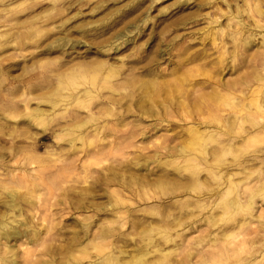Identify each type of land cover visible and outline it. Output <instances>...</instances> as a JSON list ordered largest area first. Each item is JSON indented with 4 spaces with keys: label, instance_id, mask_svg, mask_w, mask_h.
I'll return each mask as SVG.
<instances>
[{
    "label": "bare ground",
    "instance_id": "obj_1",
    "mask_svg": "<svg viewBox=\"0 0 264 264\" xmlns=\"http://www.w3.org/2000/svg\"><path fill=\"white\" fill-rule=\"evenodd\" d=\"M53 1L56 2L58 0ZM242 2L247 6L250 3L249 0H242ZM225 4L228 9L232 7L228 2H225ZM235 4L236 9L240 10L241 7L237 6V2ZM253 8H249L247 13L253 20L251 27L255 28V30L251 27H245V23L239 20L238 11L237 14L236 12H229L230 14L226 15L227 28H230L233 24L232 26L235 29L229 36L232 41L239 40L235 43L231 52L232 57H228L230 55L229 49L225 42L220 39L223 30L217 29L210 33V41L208 39V43L202 40L204 43L201 44V48L196 49L193 44H185L180 50H176L174 55L170 53L169 49L174 44V41H170L165 46L167 44L165 43L166 40L164 42V39H161L156 44V50L151 52L150 55L130 61L133 67L138 64L141 66L135 68L136 70L131 68L128 77L124 78L125 81L122 84H117L118 86L114 84V79L120 76L121 71L125 67L127 57L119 60L117 58V62L120 63V65L118 64L119 66L116 64L117 62L112 61L111 63L109 60V63L105 59L103 61L100 59V61L92 60L91 63L77 62L69 67L65 66V64L61 66L59 73L55 77L57 84L54 90L51 89L49 81L27 85L22 91L20 99L23 102L22 104H24L22 106L29 110L28 119L26 118L29 126L42 125L44 127L50 123L55 125L64 123L63 129L72 132L69 135H73V137L68 139L65 137V141L73 150H76V142H79L81 151H83L84 146H89L94 142H92L93 138L97 142L104 141L103 136L106 131H114L115 126L119 125L120 122L124 123L128 115L133 114L135 111L138 113L133 116L136 122L140 124L150 119L148 126L155 131L166 129L176 124L178 120H175V114L180 115L181 121H178V123L183 122L182 125H177L180 131L175 132L174 135L168 138L167 136L164 139L163 137L162 139L160 137L157 138L155 144H159L155 151H152L151 154L139 155L138 158H142L145 162V168L143 167L142 171L144 172H141L142 174L138 179L130 176L121 182L118 174L112 173L111 179L109 177H105L102 180L96 179L90 189H98L99 191L102 186L110 187L112 185H117L121 188L127 186L131 189L134 184H137L138 188H144L168 183L174 189L172 192L173 198H177L175 193L178 192L181 193L184 199H174L168 205H164L162 209L160 206L152 205L146 209L137 210L136 213H139L141 218L130 221L132 211L126 205L128 199L123 194H120V190L112 188L106 190L108 200H111V202L107 206L102 207L91 202L95 196L90 194V191H87L89 189H86L88 195L81 192L80 196H90L91 201L88 202L90 206H83L85 205L84 200L86 201V197L78 201L76 205L80 206H77V209L88 210L91 208L96 213V216L98 213L109 212L115 215L117 220L110 223L104 221L100 223L96 221V223L91 220L93 219L92 216L87 218L85 216V218L81 219L82 221L79 219V222H74L75 226H80L83 233V236H80L81 238L78 239L76 236L78 239L76 240V238L65 239V237H61L63 240L59 241L56 237L59 238L61 236L59 231L65 227H61L56 233H52L54 228H52L51 221H48V218L50 219L51 217L47 214L40 219L45 232L39 230L41 226L39 229L34 226L33 222L38 219L40 209L47 206L42 205V196L35 193L38 192L39 186L44 183L43 177L48 173V170L56 168L65 172L76 165L74 166L71 163L72 167L69 161L67 163L59 157L55 158V154L52 152H46L48 158L44 160L43 157L34 153L37 150L36 147H31L28 150L24 149L23 151L20 148H11V160L18 169L8 170L7 162L1 160L3 159L2 156L0 157V177H5L4 180L0 179V193L4 192L3 195L5 197L4 201L1 202L2 207H0V264H156L159 260H166L169 255L179 254L181 250H186L185 255L173 264H210L211 261L212 263L217 261L221 264L222 261L230 262L238 254L240 256L236 258L237 263L250 264L251 259L246 261L242 258L243 255L245 256L243 239L230 244H219L220 239L217 236L214 237L211 230L208 232L199 231V233H204V235L187 239L185 236L187 231L194 233L197 230H195L194 225H187L182 219L186 216L191 218L193 210H199L206 215L203 221L206 222L205 224L208 228L209 225L212 226V221H214L213 214L217 208L222 210L224 216L229 215V217L226 216L229 219H233L237 213L253 211L252 220L256 219L257 225H260L257 233H264V174L261 177L262 173L260 172L261 174L255 178H250L251 175L246 173L248 168L244 165L238 162H225L226 157H235L234 153L236 150L234 151V145L240 143L236 142V140L240 139L243 144L256 137L246 132V124H249L252 129L263 127L264 130V120L261 119L262 116L260 115V113H264V76H261L260 70L258 68L251 70V75L248 79L239 75L236 80L228 81L222 76L225 70H236L239 67L235 58L239 55L240 51L238 50L240 48L238 45H241L240 43L244 46L252 45L256 37L260 38L262 44L260 46L262 47L260 55L264 57L263 13L260 9ZM1 12L4 13V16H0V19L6 18L7 10L3 9ZM240 13H242V9ZM226 16L224 15V17ZM207 19L209 20V18ZM209 21L213 25L218 20ZM218 27L220 26L218 25ZM128 28L123 32L120 31V33L114 31L111 37L109 36L110 38L107 37L105 40L109 39L108 46L106 47V44L105 46H100L97 54L100 57H106L110 51L116 54L123 46L129 43L133 44L136 37L138 39L142 34L141 26ZM206 29L209 31V28ZM35 30L36 33H41L37 28ZM210 31L212 30L210 29ZM7 37L9 35L0 34V41H6ZM16 40L14 44H17ZM79 44H82V42H73L66 37H59L47 47V51L55 48L64 49L67 46L70 49H75ZM164 46L166 50L168 49V52L162 50ZM164 55H169L171 59L168 61L173 67L172 69L169 68L170 70L160 68V62L165 61L163 59ZM173 58L176 60H173ZM228 60H230L229 63ZM195 77H202V79L200 81L192 80ZM183 82H186L189 88H185ZM124 84L132 88L133 91H138V95L136 97L134 95L133 100L127 103L126 107L124 106L125 108L122 107L123 98L121 97V90L124 91L126 87ZM171 86H173L174 91H178V96L170 89ZM80 87L86 88L81 90ZM45 90L48 94H35ZM19 91L20 89L17 87L13 95H17ZM62 91H67L69 95L63 96L61 94ZM102 91H106L108 96L101 97ZM68 97L71 99V102L68 103V108L64 107L65 109L62 113H54L55 107L60 102H65ZM97 100L98 102L94 103ZM32 102L35 105L34 109L29 108ZM8 103L4 105L5 107L3 106L1 111L13 107L10 102ZM86 103L91 104L87 107ZM44 105H49L51 111L41 109ZM96 105L100 106V111L94 114L91 109ZM76 107L78 110L88 108L86 109L88 111L87 117L84 121L80 120L79 114L78 116L75 113H71L73 108ZM190 107H194L197 110H195L196 114L198 113V118L195 116L197 119H192L189 111H186ZM172 108H177L178 111H173ZM70 109L71 111H69ZM78 110L75 112H79ZM74 122H77L78 125L73 126ZM88 125L90 129L84 130ZM58 127L60 128L61 126ZM88 130L90 131L87 132ZM249 130L251 129L249 128ZM148 132L142 133L143 139L147 138ZM90 137H92L91 140L89 139ZM127 138H132V135ZM100 149L87 152L86 156L88 158L86 157L85 162L98 159L102 153ZM253 160L256 161V159ZM166 161L167 165L168 163L177 164L174 174L177 173L178 177H174L173 173L165 171L156 174L153 169L149 168L152 163L160 166L165 164ZM34 162H37L36 166H34ZM260 163L263 164V162ZM132 165L139 168V164L136 162H133ZM26 166H34V168L32 167L33 169L28 170ZM36 167H41L42 169L35 170ZM233 167H235L233 170L236 173L231 172ZM32 172L34 175H32ZM182 172L188 173L189 176L186 177L184 175L183 177ZM201 173H205L208 178L213 180L217 189L206 186L205 182L200 179L201 177L199 178ZM243 174L244 177L240 179ZM246 176H249L251 180L246 179ZM240 184H242V188L237 193V188ZM258 199H260V204L257 203ZM151 200L152 197L150 196L145 199V202ZM174 209L178 210V215L171 212ZM121 213L124 215L123 217L118 216ZM199 220H202V218ZM90 221H93V225H91L92 222ZM114 223L117 224L119 229H124L129 224V230L136 233L138 239L131 237L130 241H134L133 244L127 243L126 245L123 240H126L125 238L128 236L124 235V233L123 235L120 233L115 234L116 232L114 233L112 228ZM239 223L241 224L236 226L240 233L249 236L251 233L246 226H250L252 221ZM235 227L222 229L220 232L221 236L226 237ZM175 238H181L183 247L175 244L172 249L165 250V246L174 243ZM205 238L211 241L209 246L212 251L215 250L209 256L197 252L194 248L197 243H202ZM122 241L123 245L120 246ZM31 246H34L37 251L39 250L38 248L43 249L40 255L44 259L42 257L41 259L38 258L34 254L36 250H33ZM16 247L21 249L20 256L16 252ZM89 249L94 251V255L88 252ZM75 251H79L81 256H73ZM153 257L157 258L155 262L150 261ZM193 259L198 260L192 262ZM236 260L233 262L235 263ZM161 264L163 263L161 262Z\"/></svg>",
    "mask_w": 264,
    "mask_h": 264
},
{
    "label": "rangeland",
    "instance_id": "obj_2",
    "mask_svg": "<svg viewBox=\"0 0 264 264\" xmlns=\"http://www.w3.org/2000/svg\"><path fill=\"white\" fill-rule=\"evenodd\" d=\"M223 1L231 4L232 7L228 9L225 2ZM223 1L58 0L54 2L53 0H0V16H4V13L1 12V10L3 9H6V13L8 14H6V18L4 17L3 19H0V34L9 35L6 41H0V157L2 156L3 158L1 160L7 162L6 164L9 166L8 170H12L15 168L18 169L12 163L10 151H12L13 148H20L23 151L24 149L28 150L31 147H36L37 150L34 153L38 156L43 157L44 160L48 158L46 152H52L55 154V158L59 157L64 162H70V164L73 163L74 166L76 165L75 167H73V165L71 164L74 169L70 168L65 172L56 168L48 170V173L45 175V177H43L44 183L39 186L38 192H36L35 194H40L43 201L42 205L47 206L40 209V215L38 216V219L34 220L33 222L34 226L37 227L36 229H39L41 226L39 230L44 231L42 228L43 225H41L43 223H41L40 219L43 217V215L47 214L49 217H51L50 219L48 218V221H51V224L53 225L52 228H54L52 233H56L61 229V227H65L63 228V230L59 231L61 232V236L59 238L56 237V239L62 241V238L64 237L65 239H72L76 238L77 236L79 239L83 236L80 226H75L74 222H79V219L80 221H82L81 219L85 218V216L86 218L88 216H92L93 219L91 220L95 222L97 221L99 223L102 221L110 223L117 220L115 218V215L109 212L98 213V215L96 216V213H94L91 208H87L88 210H83L81 208V210L77 209V206L80 205L76 204L79 200L81 201L83 200V198H86V195H88L87 193L89 191L90 194L95 196V198L91 201L89 198L90 196H88L86 201L84 200V207L90 206V204H88L89 201L102 207L107 206L111 202V200H108L106 190H109L111 188L120 190V194H123L128 199L126 205L127 207H130L132 211L131 219H129L130 221L136 218H141V216H139V213H136L137 210L139 211L143 208L146 209L152 205L160 206L162 209L164 205H168L174 199L183 200L184 197L181 195V193L178 192L175 193V195H177V198H173L172 192L174 191V189L168 183H163L160 186L155 185L144 188H138V185L134 184L131 189H129L127 186H123L121 188L117 185H112L110 187L102 186V189H100L99 191L98 189H90V186L95 182L96 179L102 180L105 177H109V179H111L112 173H117L120 177L121 182H123L130 176L138 179L144 172L142 170L145 168V162L142 158H138L139 155L151 154L152 151L156 150V147L159 144H155V140L159 137L161 139L163 137L164 139L166 138V136L168 138L174 135L175 132L180 131V128L177 125H182L183 122L178 123V121H181L179 118L180 115L175 114V120H178L177 122L175 121L176 124L171 125L166 129L155 131L148 126L151 121L150 119H147V121L145 120L146 123L144 122L138 124L135 117H133L138 113H136V111H133L134 113L129 114L124 123L120 122V124L122 123L121 125L119 124L114 127V131H106L104 133V141L97 142L96 139H92V137H90L89 139H92V142H94L89 146L86 145L88 147L84 146V153L83 151H81V145L79 144V142H76V150H73V148L67 145L65 141L66 138H72L73 135H69L70 133H72L71 131L69 132L63 129V125H65L64 123L61 125L50 123L45 125L46 127H43L42 125H37L36 127L34 125L29 126L27 120V117L29 116V110H26L24 106H22L24 104H22L23 102L20 99L22 91L27 87L28 84L41 83L42 81H49L48 83L49 85H51V89L54 90L57 84L55 77L59 73L61 66H64L65 64V66L69 67L73 64H76L77 62L91 63L92 60L98 61L99 59L101 61L105 59L108 62L110 60V62L112 63V61L117 62V58L119 60L121 58L127 57L125 61V67L121 71L120 76L114 79V84L118 86L125 81L124 78L128 77L131 68L135 69L141 66L138 64L137 66L133 67V64L130 61L138 60L142 57L150 55L151 52L156 50V44L161 39H164V42L166 40L165 43L167 44L165 46H167L170 41H174V44L172 45L173 47L171 46L169 48L170 53L174 55L176 54V50H180L183 46H185V44H193L196 49L201 48L202 43H208L210 41V33L214 32L217 29L223 30L224 35L222 34V36H220V39L225 42L226 46L229 49L228 51L230 55L228 57H232L231 52L234 49L235 43L239 40L232 41L231 37L229 36L230 33L234 32L235 30L232 26L233 24L230 26V28H227V16L230 14L229 12H236L237 14L238 11L239 13L237 15L239 17V20H242L246 25L245 27L249 28L253 25V20L249 17V14L247 12L249 8L254 7L253 9H255L256 7L263 13L264 25V0H249L250 3L248 6L244 4L242 0ZM236 2L237 6L241 7H239L240 10L236 9ZM241 9L242 13H240ZM224 15L227 16L224 17ZM207 18H209V20L216 19V21H218L212 25ZM144 20H146L145 23L141 25ZM137 23L141 26L142 34L140 37H138V39L136 37V40H134L133 44L129 43L128 45L123 46V48L116 54H114L113 51H110L107 53L106 57H100L97 54L100 46H105V44L106 47L108 46L107 44H109L110 41L109 39L107 41L105 40L107 39V37H111V34L114 33V31L117 33H120V31L123 32L128 27L138 26ZM218 25L221 28L218 27ZM36 28L41 33H36ZM206 28H209V31ZM251 28L255 30V28ZM210 29L212 31H210ZM59 37H66L73 42L80 41L82 42V44L76 46L75 49H70L69 46H67L64 49L55 48L47 51V47L52 44V42L59 39ZM259 39L260 38L256 37V40L253 41L252 45L250 44L244 46L242 43H240L241 45H238L240 48H238V51L240 52L238 57L236 56L235 60L236 64L239 65V67L236 70H225L224 75L222 76H224L226 80H236L239 75L243 78L246 77L245 79H248V77L251 75V70L255 68H258L260 70L261 76H264V57L260 55L262 52V47L260 46L262 44L261 39ZM15 40L17 44H14ZM19 42L20 44H18ZM165 46L162 48V50H166ZM163 59H165V61L160 62V68L166 70H168L169 68L172 69L173 67L168 62L170 59L169 55H164ZM173 60L176 59L173 58ZM229 62L230 60H228V63ZM116 64L120 65V63L118 62ZM201 79L202 77H195L192 80L200 81ZM183 83L185 88H189L186 82ZM124 86L126 85L124 84ZM17 87L18 89H20V91L17 93V95H13V92ZM85 88L86 87H80L81 90H84ZM170 89L173 90V86H171ZM176 91L177 90H173V92L178 96V91ZM45 93L48 94L46 90L36 92L35 94L39 95ZM121 93V97L123 98L122 107L127 105V103H130V101L133 100L134 95L135 97L138 95L137 90L133 91L132 88L128 86L125 87L124 91L121 90ZM61 94L63 96L69 95L67 91H62ZM100 96L104 97L108 96V94L106 93V91H102ZM127 98L129 99V101ZM98 100L94 101V103L98 102ZM8 102H10V105H13V107L6 110L3 109V111H1L3 106ZM70 102L71 99L69 97L66 98L65 102H60L59 105L55 107L53 112L57 114L62 113L65 108H68V103ZM90 104L91 103H86V106L88 107ZM97 106L99 105H96L93 109H91V112H93L94 114H97L100 111V106ZM87 107L85 108V110H78V108L76 107L73 108L72 111L71 109L69 111H71L72 114L75 113V115L79 114L80 120L82 119L81 121H84L87 117ZM29 108H35L33 102L30 103ZM41 109L51 111L49 105H44L41 107ZM77 110L79 112H75ZM172 110L178 111L177 108H172ZM195 110L196 109L194 107H190L186 110L187 112L189 111V115L192 117V119L198 118V113L196 114L197 110ZM82 114L83 117L81 118ZM260 115L262 116L261 119L264 120V113H260ZM195 116H197V118H195ZM148 121L149 123H147ZM74 125H78L77 122H74L73 126ZM58 126L61 127L59 128ZM139 126L140 128H138ZM89 127V125L86 126L84 130L90 129ZM249 128L251 130H249ZM245 129L247 133L256 137L252 140L244 142L243 144L240 139V141L236 140V142L240 143H237L238 145H234V151L236 150L234 153L235 157H226L225 162H238L244 165L248 168L246 173L251 175L250 178H255L261 173L262 177L264 174L263 127H259L257 129L253 128V130L249 126V124H246ZM141 130L144 131L142 132ZM89 131L90 130H88L87 132ZM141 132H148L146 139H143V137L141 136ZM131 135L132 138H127L131 137ZM98 148H101V156H99L98 159H92L88 162H85V160L88 158L86 156V153L97 150ZM253 159H256V161ZM133 162L138 163L139 168L132 165ZM260 162H263V164ZM34 163V166H36L37 162ZM165 164L159 166L156 163H152L149 168L153 169L154 173L156 172V174L160 173L161 171L174 174L177 164L168 163L167 165V161ZM34 166H26V169L31 170L34 168ZM37 169L41 170L42 168L36 167L35 170ZM233 169H235V167H233L232 170ZM233 171L231 172L236 173L235 171ZM176 174H174V177L179 176ZM32 175H34L33 172ZM184 175L186 177L189 176L188 173L182 172L183 177ZM240 177V179H242L244 177V174ZM199 178L202 179L205 182L206 186H208L209 188L217 189L215 182L208 178L205 173H201L199 175ZM250 178L249 176H246V179L251 180ZM0 179L4 180L5 177H0ZM207 181H209L210 184H208L209 182ZM84 182H86V184H84ZM241 188L242 184L238 186L237 193L241 190ZM86 189H89L87 190L88 192L86 191ZM81 192L82 194L83 192L86 193L85 197L80 196ZM3 194L4 192L0 193V207H2L1 202L5 199ZM150 196L152 197V200L145 202V199ZM259 201L260 199H258L257 203H259ZM171 212L177 214L178 210L174 209V211ZM252 212L249 211L245 213H237V215L233 219H229V215L224 216L222 214V210L220 208H217L213 214L214 221H212V226L209 225V227L207 228L205 224L206 222L203 221L206 215L199 210L194 209L192 216H190L191 218H189V216H186L183 217L182 221L186 222L187 225H194V228L197 231L194 233H192L191 231H187L185 233V236L187 239L189 237L196 238L204 235V233H199V231L208 232L209 230H211L214 237L217 236V238L220 239L219 244H230L234 243V241L236 242L243 239L245 256L243 255L242 258H244V260L246 261L247 259H251L252 261L250 262V264H264V233H257L259 229L258 226L260 225H257L256 219L252 220ZM118 216L123 217L124 215L121 213ZM200 218H202V220H199ZM93 221H90L92 222L91 225H93ZM249 221H252V223L250 226H246V228L249 229V232L251 234L249 236H245L243 233H240V230L236 225L239 226L241 224L239 222L246 223ZM232 226H236L232 230V232H229L226 237L221 236L220 232L222 229ZM112 228L114 230V233L116 232L115 234L120 233L123 235L124 233V235L128 236L125 238L126 240H123L126 245L127 243L131 245L133 244L134 241H130L131 237L133 239H138V237L136 236L137 234L129 230V224H127L124 229H119L117 224L114 223L112 225ZM78 239L76 238V240ZM180 240L181 238H175V242L166 245L165 250L172 249L175 244L179 246L182 245L181 247H183V242L182 240L180 242ZM123 241L122 243H120V246L123 245ZM210 244L211 241L208 238H205L202 243H197L194 248L197 252L209 256L212 255L215 251H212L209 246ZM31 247L33 250H36L34 254L41 259L42 256L40 255V253L43 249L38 248L39 250L37 251L34 246ZM15 249L17 254L20 256V247H16ZM79 251H75L73 253V256H81V253ZM92 251L91 249L88 250L91 255H94V251ZM185 252L186 250H181L180 253L177 254L178 256L175 254L169 255L166 260H159V262L156 264H161V262L163 264L176 263V261H179L185 255ZM239 256L240 254L235 255L234 258L230 260V262L222 261L221 264H236V258ZM42 259L44 258L42 257ZM156 259V257H153L150 259V261L155 262ZM195 260L197 261L198 259H193L192 262H195ZM235 260L236 262L234 263L233 261ZM210 264L219 263L217 261L216 263H212L211 261Z\"/></svg>",
    "mask_w": 264,
    "mask_h": 264
}]
</instances>
